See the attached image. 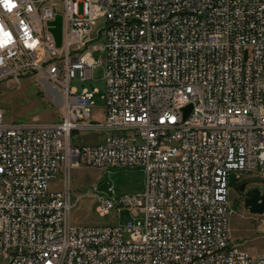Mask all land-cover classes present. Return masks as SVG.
Returning a JSON list of instances; mask_svg holds the SVG:
<instances>
[{
    "label": "built area",
    "instance_id": "2783aa9c",
    "mask_svg": "<svg viewBox=\"0 0 264 264\" xmlns=\"http://www.w3.org/2000/svg\"><path fill=\"white\" fill-rule=\"evenodd\" d=\"M96 65L91 121L98 91L70 82ZM33 76L60 88L62 114L8 123L0 109V264H264L231 238L229 184L264 182V0H0V82ZM80 165L144 170L139 195L99 198L101 216L132 212L127 240L118 224L69 221Z\"/></svg>",
    "mask_w": 264,
    "mask_h": 264
},
{
    "label": "rangeland",
    "instance_id": "374dc122",
    "mask_svg": "<svg viewBox=\"0 0 264 264\" xmlns=\"http://www.w3.org/2000/svg\"><path fill=\"white\" fill-rule=\"evenodd\" d=\"M104 20L98 19L93 28V37H97V30L103 25ZM94 58L99 53L93 54ZM70 86L78 92L82 88L97 90L94 96V107L91 110V121L101 119L103 112V101L101 95L105 91L104 68L96 65L91 71V78L88 81L80 82L72 80ZM0 109L5 122H56L62 114V93L60 88L40 76L15 79H6L0 82ZM105 131L93 130L85 132H74L71 142L77 145H87L100 142ZM70 184L73 190L71 201L74 202V195H80L78 203L72 208L69 221L77 225H120L123 228L124 240L128 239L126 232L129 222L134 221L132 212L128 208L111 209L107 214L101 216L97 212L100 204L99 198H112L118 201L124 197L132 198L143 192L145 188V173L141 167H122L99 170L93 167L80 165L70 170ZM62 174L56 175L54 188H63ZM106 178L110 184V195L98 191L97 188ZM231 207L234 201H242V205L233 211L231 216V238L234 243L251 253L264 250V217L258 214H251L244 205V199L239 196V189L242 184L237 180V174L229 176ZM264 189V182L253 179L249 186ZM95 187V189H93Z\"/></svg>",
    "mask_w": 264,
    "mask_h": 264
},
{
    "label": "water",
    "instance_id": "95a60500",
    "mask_svg": "<svg viewBox=\"0 0 264 264\" xmlns=\"http://www.w3.org/2000/svg\"><path fill=\"white\" fill-rule=\"evenodd\" d=\"M54 28L51 29L53 36L55 38V42L57 47L61 45V18L57 17L55 22L52 23ZM191 106L185 109V113L187 114ZM110 184L107 182L106 178L103 179L102 184L97 188L98 191L106 192ZM109 195V193H107ZM244 205L249 209L251 214H264V189L261 190L259 188H252L246 193V198L244 201ZM233 211L237 210V204H235L232 208Z\"/></svg>",
    "mask_w": 264,
    "mask_h": 264
},
{
    "label": "flooded vegetation",
    "instance_id": "af4514ba",
    "mask_svg": "<svg viewBox=\"0 0 264 264\" xmlns=\"http://www.w3.org/2000/svg\"><path fill=\"white\" fill-rule=\"evenodd\" d=\"M250 182H246V183H242L240 189H239V196L242 197L245 201V198H246V192H247V189H248V186H249ZM234 204H237V208H239L241 205H242V201L239 200V201H234Z\"/></svg>",
    "mask_w": 264,
    "mask_h": 264
}]
</instances>
